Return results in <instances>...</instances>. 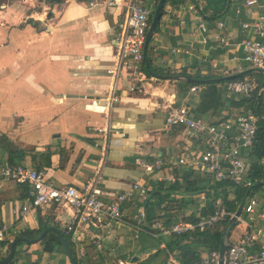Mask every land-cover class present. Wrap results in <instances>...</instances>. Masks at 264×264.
Masks as SVG:
<instances>
[{
  "label": "crops",
  "instance_id": "0c3cea01",
  "mask_svg": "<svg viewBox=\"0 0 264 264\" xmlns=\"http://www.w3.org/2000/svg\"><path fill=\"white\" fill-rule=\"evenodd\" d=\"M45 1L39 3V11L37 0H0V137L5 143L4 147L0 145V164L9 161L10 152L24 150V157L15 160L14 165L45 170L47 180L57 186L80 188L96 173L102 160L105 136L96 129L109 126L117 133L108 140L103 169L105 189L122 192L137 180L151 181L154 194L144 206L148 220L170 202L169 209L173 206L176 212H170L168 222L183 221V206L187 204H183V198L188 196L178 191L170 197L166 191L156 195L163 184L146 176L136 159L157 155L169 158L175 143L187 142L179 129L167 128L164 108L166 100L178 102V82L184 72L202 77L204 84L197 86L195 92L185 93L181 102L206 119L217 118L221 113L233 114L236 108L230 107V101L239 98L227 93L224 83L218 84L223 108L203 112L209 87L205 83L243 75V79L264 86V71L246 64L242 49L247 36L242 23L251 21L253 15H264V8H253L251 16L239 0H221L224 4H218L216 11L215 5L206 4L203 14L189 10L193 5L190 2L178 6L169 1L160 30L147 49L149 66H154L155 74L161 77L152 75L139 91H132L126 70L116 76L109 73L115 68L116 39L131 0H66L53 7ZM92 2L94 6L90 5ZM154 2L146 3L150 6ZM220 22L231 38L227 46L219 45L212 37ZM201 24L208 28L207 43H203ZM214 63L219 67L214 68ZM224 70H229L230 75L225 76ZM114 85L120 101L109 109L102 99ZM261 99L264 104V93ZM28 190V186L0 176V228L9 226L6 240L0 242V261L8 256V245L13 240L39 229L41 221L64 231L70 221V210L55 206L36 210L21 220L19 211ZM260 199L264 205V197ZM123 209L125 223L115 224L110 234L104 231L81 235L85 247L83 264H118L119 260L163 263L164 256H153L165 245L157 247V240L148 233H136L137 210L132 203L124 204ZM193 210L189 207L184 212ZM257 227L264 229V220H259ZM244 229L242 225L233 227L234 239ZM18 249L14 264H71L60 250L45 252L42 241L23 243ZM198 250L202 258L208 252ZM75 255L77 258L76 251ZM166 264L181 263L170 256Z\"/></svg>",
  "mask_w": 264,
  "mask_h": 264
},
{
  "label": "built area",
  "instance_id": "2783aa9c",
  "mask_svg": "<svg viewBox=\"0 0 264 264\" xmlns=\"http://www.w3.org/2000/svg\"><path fill=\"white\" fill-rule=\"evenodd\" d=\"M148 0H131L127 5L126 15L119 37L116 39V63L113 75L126 70L131 81V90L139 91L141 85L148 80L144 66V46L151 25L153 9ZM249 15L252 9L264 8V0H239ZM94 6L95 3H91ZM113 5V3H111ZM189 10L202 12L198 5L189 6ZM240 12V9L237 10ZM252 16V15H251ZM247 36L242 42L243 60L252 68L264 71V15H253L251 21L242 23ZM203 32V43H207L205 24L200 25ZM213 39L223 46L229 45L231 38L225 34L223 22L217 24L212 32ZM173 52H178L174 50ZM214 68L219 65L214 63ZM229 76L230 71L224 70ZM118 89L114 85L110 94L103 98L109 109L120 101ZM198 90L194 86L190 91ZM224 90L247 100L259 98L264 93V86L251 79L230 80L224 84ZM165 124L171 130H180L187 138L185 144L177 142L171 152V157L160 155L155 157L137 158L136 164L152 181L167 185L184 184V173L191 171L205 175L211 185L230 183V195L237 188H250L253 181L250 178V162L248 156L255 143L258 132L259 116L255 109L248 105L234 110L233 114L221 113L217 118L206 119L195 115L186 103L166 100ZM97 132L104 134L102 145V160L96 173L80 188L75 186L60 187L47 180L45 170H36L25 164L11 166L8 162L0 164V176L19 185L28 186L29 190L22 208L19 211L21 220L36 210L55 206L70 210V221L65 232L70 236L77 254V264H83L85 257L84 233H111L115 224L125 223L124 204L130 202L137 210L134 229L137 234L148 233L150 237L159 239L168 236H185L196 231L205 232L216 229L221 223L234 217L235 212L223 206L222 198L215 201L214 212L200 215L198 210L206 206L205 193L190 198L194 205L192 212L183 213V221L167 222L159 217L150 221L145 204L149 202L153 184L147 180H137L131 187L122 192H112L105 189L104 164L110 135L116 134L108 126L98 128ZM173 154V155H172ZM264 163V158L262 160ZM191 208V207H190ZM197 211V212H196ZM192 213H197L195 220L189 219ZM245 214V216H243ZM259 220H264V205L260 197L247 194L242 215L234 226H245L238 239L229 241L223 258V264H264V229L258 228ZM9 226L0 228V242L6 240ZM223 231V229H221ZM95 239L97 235L94 234ZM97 246L102 247L100 240ZM220 248V247H219ZM218 249H212L200 261L191 264H220ZM118 264H133L130 261L119 260Z\"/></svg>",
  "mask_w": 264,
  "mask_h": 264
},
{
  "label": "trees",
  "instance_id": "16d2710c",
  "mask_svg": "<svg viewBox=\"0 0 264 264\" xmlns=\"http://www.w3.org/2000/svg\"><path fill=\"white\" fill-rule=\"evenodd\" d=\"M48 4L53 7L58 4L65 3L66 0H47ZM78 2H89L90 0H76ZM160 0H155L153 5H150L153 9V14L155 12V8L158 5V2ZM224 4L221 0L216 2L214 10L216 11L218 9V4ZM164 8L161 10V13L163 15ZM205 12H203L204 14ZM152 22V19H151ZM35 24V23H34ZM151 65V59L148 58L144 61L145 66V72L149 78L152 77L153 74H155V71H153L152 67H150V70H146V64ZM182 80H179L178 82V102L180 103L183 99V95L187 93L193 86H200L203 83V81L200 79V77L188 75L185 72L180 75ZM237 79H243V75H237V76H230L226 78H221L218 80L210 81L208 90L205 92V99L202 103V111L206 112L210 109H221L224 106V103L222 101V96L220 93V90L218 89V84H225L227 81L230 80H237ZM237 100H231L230 101V107L231 108H242L247 107L248 105H251L257 113L260 114V119L258 121V132L257 137L255 140V143L253 145V148L249 154L250 159V178L253 181V186L250 188H237L235 189L234 194L230 195L228 191L232 189V185L230 183H219L216 185H211L208 181L207 177L205 175H202L200 173H195L191 171H186L184 173L185 183L184 184H176V185H166V183H160L163 184L160 188V190L155 193L156 195H159V193H163L166 191L169 195L174 194L175 192H181L183 193V196H188V200H184L183 198V204L188 201V203H193L192 198L195 195H198L200 193H205L207 196L206 200V206L200 210L198 208L196 209L199 211L200 215H207L215 210V201L218 198H222L223 206L227 209L231 210L232 212H236L241 202L244 200L245 196L247 194H255L259 193L262 189H264V163H262V160L264 158V104L262 102L261 97L255 98L253 102L251 100H247L241 97H238ZM182 103V102H181ZM4 138L3 136L0 137V145L4 147ZM24 150H16L15 152L9 153V161L8 163L11 166H15L14 162L15 160H20L24 157ZM151 183V181H150ZM257 183H261L260 185H256ZM160 193V194H161ZM154 194V191L151 193V195ZM196 211V212H197ZM197 213H192L189 216V219H196ZM230 221L227 220L226 222L221 223L216 229H213L212 231H205L200 232L196 231L191 234L185 235V236H168V237H161L157 240V247H160L162 244L165 245L164 249H158L157 253L153 256V258H159L161 256H164V261L162 264H166L167 260L170 258V256L175 257L181 264H191L197 261H200L202 256L201 252L198 250L203 249L204 251H209L212 249H218L221 244L223 231L219 229V227L226 226L227 223ZM49 225L45 224L41 221L39 229L35 231H27L22 233L19 237H25L29 238L31 240L36 239L40 236V234L48 228ZM65 238L67 239L69 246L71 250L73 251L75 255L74 246L71 242L70 236L66 234L65 231H62ZM44 243V250L47 253H54L57 250L65 253L62 240L60 236L55 232H49L42 240ZM23 245V243H19L18 247ZM8 250L10 251V244L8 245ZM17 254V252H16ZM15 254V256H16ZM75 259L76 255H75ZM15 258L10 264H14Z\"/></svg>",
  "mask_w": 264,
  "mask_h": 264
},
{
  "label": "water",
  "instance_id": "95a60500",
  "mask_svg": "<svg viewBox=\"0 0 264 264\" xmlns=\"http://www.w3.org/2000/svg\"><path fill=\"white\" fill-rule=\"evenodd\" d=\"M166 1L167 0H160L158 2L157 7L155 8L154 16H153L149 31H148L147 36H146V41H145V46H144V58H145V60L147 59V49H148L150 40L153 37V35H154L155 31H156L157 25L159 24V22L161 20V17H162L161 10L163 9ZM205 1L207 2L206 4L211 5V4H215L219 0H205ZM29 21H31V19H29ZM146 70L147 71L150 70L149 64H146ZM153 75L156 76V77H161V76H159L157 74H153ZM258 116H259V119H260L261 116H260L259 113H258ZM260 184L261 183H257L256 185L258 186ZM246 198H247V195L245 196L244 200L239 205L237 211L235 212L234 217H232L230 219V221L227 223V225L225 226V229L223 231L222 240H221V244H220V248H219L220 264H223V258L225 256L226 250H227L228 245H229V236H230V234L232 232L233 227L237 224V219L242 215L243 207H244L245 202H246ZM49 232H55V233H57L60 236V238L62 240V243H63V247H64V250H65V253H66L67 257L69 258L71 264H77V260L75 259V255H74L73 251L71 250V248L69 246V243H68L67 239L65 238L63 232L61 230H59L58 228H55V227H52V226L46 228L40 234V236L37 237L34 240H31V239L25 238V237H18L15 240H13L11 242V245H10V252H9L8 256L5 257L3 260H1L0 264H10L13 261V259L15 258V254H16L17 247H18L19 243H25V244H36V243H39V242H41L44 239V237Z\"/></svg>",
  "mask_w": 264,
  "mask_h": 264
},
{
  "label": "rangeland",
  "instance_id": "374dc122",
  "mask_svg": "<svg viewBox=\"0 0 264 264\" xmlns=\"http://www.w3.org/2000/svg\"><path fill=\"white\" fill-rule=\"evenodd\" d=\"M169 1H174L175 2V4L176 5H178V6H180L181 4H186L187 2H190V3H192V4H195V5H198L200 8H201V10H202V13L204 12V9L203 8H205V6H206V1L205 0H167L166 1V3H165V5L166 4H168L169 3ZM7 2H8V0H7ZM37 2H38V4H37V10H39V11H42V8H40L39 6V3H41V0H37ZM47 4H48V1L46 0L45 1ZM49 5V4H48ZM163 17V16H162ZM162 17H161V19H162ZM152 19H153V16H152ZM160 25H161V20H160V22H159V24L157 25V28H156V31H155V33L154 34H156V33H158V31L160 30ZM246 63V62H245ZM246 64H248V63H246ZM249 65V64H248ZM250 66V65H249ZM152 69H153V71H157L156 70V68L154 67V66H152ZM200 79L202 80V77H200ZM257 195L261 198V197H264V189L261 191V192H259V193H257ZM152 196V195H151ZM188 198V197H187ZM184 199V200H188L189 201V199ZM188 201H187V204H188ZM192 204H194L195 205V203H192ZM164 205V204H163ZM169 205H170V202H167L166 203V207H163V208H161V210H160V214H157L156 215V217H159L161 220H164V221H171L170 219H169V216H170V212H172V215H174L175 213L174 212H176L175 211V209L174 210H172V208H173V206L171 207V209H169ZM194 205H190V207L191 208H194ZM165 208V209H164ZM185 209H186V207H184L183 206V213H184V211H185ZM164 210H166V211H164ZM164 212H165V214H164ZM243 216H245V214H243ZM173 221H175V220H173ZM219 229L221 230V229H225V227L224 226H220L219 227ZM61 230H63L64 231V229L63 228H61ZM210 231H212V230H210ZM232 233V232H231ZM229 241H231V243L234 241V232L232 233V234H230V236H229ZM19 252H20V250L18 249V251H17V256L19 255ZM17 256H16V258H17ZM124 259H127L126 257L124 258Z\"/></svg>",
  "mask_w": 264,
  "mask_h": 264
}]
</instances>
